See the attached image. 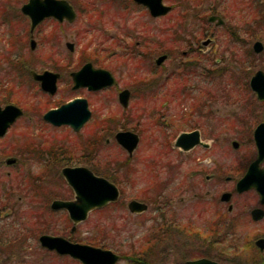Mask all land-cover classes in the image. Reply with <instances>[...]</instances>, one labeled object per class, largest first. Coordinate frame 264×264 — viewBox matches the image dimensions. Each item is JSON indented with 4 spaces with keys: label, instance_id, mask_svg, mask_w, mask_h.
<instances>
[{
    "label": "flooded vegetation",
    "instance_id": "obj_1",
    "mask_svg": "<svg viewBox=\"0 0 264 264\" xmlns=\"http://www.w3.org/2000/svg\"><path fill=\"white\" fill-rule=\"evenodd\" d=\"M32 1L34 0H0V16L4 18L3 24L9 28L5 38L3 37V42L8 45V54L2 57L3 62L13 63L16 57L25 63L31 62L32 54L36 53L39 46L58 45L64 34L72 31L75 39L90 34L100 36H97L100 43L92 40L82 50L83 57L81 58V54L78 56V61L80 58L82 60L80 70L91 65L96 70L107 72V62L123 55L141 58L137 68L139 73H143V59L150 60L151 57L154 58L152 72L144 78L149 76L154 82L158 80L159 84L160 80L174 79L173 88L167 89L163 105H156L155 108L159 110L155 109L154 115L158 126L169 130L167 138L172 150L167 156L169 173L173 175L182 169L187 171L188 180L184 184L191 186V192L195 194L192 203L194 212L186 214L190 217L189 223L183 221L181 211L176 214V210H171L172 197H164L168 201L165 205L168 211L158 219L154 238L158 247L167 241L171 242V246L169 245V251L163 249L159 252L154 260L156 264H188L201 260L215 264H264V249L258 246V242L264 241V101L259 100L251 87V81L257 73L253 72V61L257 56L254 50L257 43L255 32L256 28L262 29L248 15L247 7L250 5L247 4L239 15L234 13L233 9L236 7L224 9L223 0H220L207 11L208 19L205 20H208V25L195 11L194 18L197 17L198 20L200 17L199 25H192L190 20L186 21L189 16L185 13L179 12L175 16V6L167 4L165 0L163 2L171 8V12L163 17L152 16L143 4L135 0H36L33 4L35 8L50 5L56 6V11L34 26L28 10L27 13L24 12V8ZM60 2L67 4L66 8L71 10L69 14H75L72 22L56 18L57 15L64 14V6L58 9L57 3ZM187 7L186 12L192 13ZM144 14L153 22L151 36L146 38L151 39L149 42L144 41L143 36ZM160 22H165L166 25L160 26ZM185 22L189 24L186 25ZM107 30L110 33L114 31L116 38H120L121 34L126 35L115 40L117 50L123 54H118L117 51L112 54V46L107 49ZM27 44L30 45V51L29 58L25 61L24 56L20 57V54L13 51L16 45L23 47ZM70 44L73 50L68 47ZM148 45H152V54H149ZM165 45L169 49L162 51L161 48ZM66 48L71 55L76 53L75 44L67 43ZM52 53L48 57L44 56L54 64L52 72L62 78L64 71L60 68L63 61L56 52ZM263 53L264 49L261 54ZM162 56L166 59L159 64L158 60ZM47 71L51 72H44ZM109 72L115 76L112 71ZM194 75L200 77L202 85L189 86ZM228 75H231L232 82H229V78L224 81ZM133 79L141 81L142 77L135 75ZM228 87L232 91H228ZM232 96L234 98L229 99ZM184 135H194V141H198L190 150L177 146ZM36 141L34 148L30 147L31 151H26L27 155L35 160L47 157L46 142ZM226 144L230 147L229 153L224 151ZM19 157L20 155L15 157L17 161L11 165L12 168L19 165ZM164 160L167 159L162 155L154 162L153 172L159 179L166 167ZM65 167L90 169L87 166L71 167L68 164ZM20 174L16 172L4 177L0 175V181L6 177L16 185L19 180L18 187L26 182L27 189H31L32 180L26 178V175L18 178ZM172 179L171 185H174L173 176ZM199 194H203L207 200L211 199L215 208H220L222 212L213 214V225H200L197 229L198 221L192 223L191 219L199 218L197 213H201L198 212L200 209L206 215L207 209ZM159 199L160 197L158 203ZM242 226H247L253 234L244 237L241 234ZM194 228L197 230L194 231ZM207 232L211 236L210 240L206 237ZM228 236L231 237L229 240L226 239ZM208 247L212 252L215 248L216 251L209 254Z\"/></svg>",
    "mask_w": 264,
    "mask_h": 264
},
{
    "label": "rangeland",
    "instance_id": "obj_2",
    "mask_svg": "<svg viewBox=\"0 0 264 264\" xmlns=\"http://www.w3.org/2000/svg\"><path fill=\"white\" fill-rule=\"evenodd\" d=\"M165 1L167 4L175 6V16L179 12L188 15L189 18L186 21L190 20L192 25H199L200 17L198 16L199 19L196 20L197 17L194 18L195 12H198L202 20L205 23L207 21L208 25V20L205 19H208L206 15L209 7L220 2V0L215 2L214 0ZM223 3L224 9L236 7L233 9L234 13H239V15L249 4L250 7H247L248 15H251L255 19V25L261 26L262 29L256 28L255 41L264 43V0H249V2L245 0H223ZM185 7L190 8L192 13H187L188 9ZM236 10L237 12H235ZM3 21L4 18L1 15L0 91L3 90L6 94L7 90L14 89L13 92H10V100L25 112V116L12 127L5 139L0 140V175L4 177L8 173L14 175L16 172H20L21 176L18 178L26 175V178L29 177L32 180L34 186L32 185L31 189H27L25 182L18 187L19 180L16 185H13L9 181L10 179L6 177L0 181V264H80L69 257H62L42 249L38 238L43 234L64 237L79 244H87L91 241L93 244H100L101 247L123 257L119 264H156L154 260L159 252H162L163 249L169 251V245L171 246V242L167 241L158 247L154 238L158 219H161L162 215L168 211L165 207L168 201L164 197L168 195L172 197L173 208L171 210H176V214L181 211L180 216L183 221L186 220L189 223L190 217L186 214H193L194 212L192 203L195 194L191 192V186L184 184L188 180L187 171L182 169L173 175L169 173L167 156L172 153L167 138L169 130L159 127L154 115V112L159 110V108H155L156 105L158 104L160 107L163 105L162 101L165 99L167 89L173 88L174 79H163L160 80L161 83L159 84L158 80L154 82L149 76L147 79L144 78L146 74L149 75L152 72L151 65L154 64V58L143 59V73L142 71L139 73L137 64L141 58H128L118 55L116 58H111L105 65L109 71L115 74L118 82L116 87L98 93H89L83 90L73 91V82L69 75L80 70L82 67V50L92 40L95 43H100V38L98 40L97 37L99 35L90 34L75 39V34L68 31L69 33L64 34L58 45H53V47L51 45L39 46L36 53L32 54L33 61L24 62L28 65L24 70L23 66L25 65L21 63L23 61L19 60L18 57L12 63L13 65L2 61V57L8 54V45L3 42V37L5 38V33L9 31ZM142 22L144 41H146V38L150 37L151 31H153V22L146 14H144ZM229 23L231 24L232 21ZM159 25L165 26L166 23L160 22ZM128 29L133 31L132 28ZM18 35L22 36V33ZM115 35L114 31L110 33L107 30V49L112 46L110 49L112 54L116 51L118 54H123L117 50L118 45H116L115 40L126 35L121 34L120 38H116ZM147 41L149 42L151 39ZM67 43L75 44L76 53L74 55H71L67 50ZM147 47L149 54H152V45ZM162 48V51L169 49L168 45L167 47L166 45L162 46ZM172 50L176 52L175 48ZM29 51L30 45L27 44L23 47L16 45L13 52L20 54V57L24 56L25 61H27ZM144 51L146 50L144 49ZM54 52L63 61L60 69L64 72L60 71L63 76L58 84L57 95L50 96L42 92L40 84L33 80L31 72L34 71L38 74L46 70L52 72L54 64L46 60L44 55L48 57V54H54ZM80 54L82 56L78 61ZM253 68V72H264V53L255 57ZM135 75L142 77V80H134ZM230 77L231 75H228L224 81L229 78V82H232ZM200 80V77L194 75L189 86L202 85ZM123 90H129L132 95L128 109H124L119 104V93ZM228 91H232V88L228 87ZM76 98L86 99L92 112L91 120L80 133H74L69 127L55 128L44 122L43 116L49 110L60 108ZM233 98L234 96L229 97V99ZM121 131L136 133L140 138L139 147L132 158L128 157L115 140L116 134ZM98 139L100 145L97 150L95 141ZM36 140L46 142L47 157L35 160L31 155H27L26 151H31L30 147L34 148V144L37 143ZM94 142L95 144H93ZM37 147H40V144H37ZM224 148L225 153L230 152L229 145L226 144ZM19 155L20 163L18 166L12 168L5 165L8 158H15ZM49 155L53 156L59 164L64 165L54 168L53 160H49ZM162 155L167 160H164L166 167L162 172L163 176L159 179L158 176L154 175L153 168L158 156L161 157ZM66 164L71 167L87 166L98 176L110 178L109 180L115 183L122 192L120 203L91 214L88 221L78 226L73 235L71 234L73 224L69 220L68 214L66 212H53L50 208L55 200L69 201L74 199V193L59 173ZM172 176L176 185H171L173 184ZM200 196L205 201L207 209H205L206 215L204 210L200 209L198 212L201 213H197L199 218L191 219L192 223L198 221V224L195 223L197 229L200 228V225L207 224L208 227L213 225L212 219L215 217L213 214L215 215L217 211L222 212L220 208H215L211 199L207 200L203 194H199V198ZM159 197L160 203L157 201ZM182 199L184 203H182ZM132 200L148 204L149 211L143 215L131 214L128 210V204ZM158 207L160 210H157ZM201 218L203 219L199 223ZM194 229V231L197 230ZM241 234L248 237L253 232L247 226H242ZM30 235L31 238H29ZM206 235L207 239L210 240L209 232ZM17 237L25 239L26 242L14 243ZM230 238V236L226 237L228 240ZM214 252L208 247L209 254Z\"/></svg>",
    "mask_w": 264,
    "mask_h": 264
},
{
    "label": "water",
    "instance_id": "obj_3",
    "mask_svg": "<svg viewBox=\"0 0 264 264\" xmlns=\"http://www.w3.org/2000/svg\"><path fill=\"white\" fill-rule=\"evenodd\" d=\"M137 3L146 6L151 15L154 17H162L167 15L171 8L164 6L163 0H135ZM36 0L24 8V12L30 14L34 21V26L43 20L45 16L55 14L56 6H38L34 7ZM56 4V3H55ZM58 9L64 6V14L57 15L60 20L73 21L75 14L69 8H66V3H57ZM49 11L50 13H44ZM214 20V19H213ZM73 50V46L68 45ZM264 47L261 43L255 45V52L261 53ZM166 57H161L158 60L159 64L165 61ZM35 81L41 83V88L45 93L52 96L58 91V81L60 75L45 72L39 75L32 73ZM74 82V90L87 88L90 92H98L116 85L114 77L106 71L95 70L91 65L85 66L80 72L72 74ZM252 89L256 92L259 100L264 101V73L259 72L251 82ZM130 93L124 91L119 95V102L123 108L129 107ZM23 117V111L14 106L9 105L5 108L0 107V138L7 135L8 130L16 123L18 119ZM91 119V111L89 103L85 99H77L67 105L62 106L57 110L50 111L44 117V120L56 127L69 126L75 132H80L83 127ZM197 135V134H194ZM194 135H184L180 138L177 146H183L186 150H190L198 143L194 141ZM193 141L191 142V139ZM117 143L133 156L139 146V137L132 132H120L116 135ZM16 163L15 159L7 161V165L11 166ZM63 176L69 186L74 190L76 199L75 202L55 201L52 204V209L55 211L66 210L74 224L72 233H75L77 227L88 219L90 213L102 210L113 203H118L120 200L119 189L108 180L96 176L87 168H65L62 171ZM129 210L132 214H142L148 210V206L136 201L129 204ZM41 247L50 252H56L62 257H71L80 264H118L121 257L110 251L101 248H95L88 245L72 243L63 237L44 235L39 240ZM258 246L264 249V241L258 242ZM188 264H215L211 261L201 260Z\"/></svg>",
    "mask_w": 264,
    "mask_h": 264
},
{
    "label": "trees",
    "instance_id": "obj_4",
    "mask_svg": "<svg viewBox=\"0 0 264 264\" xmlns=\"http://www.w3.org/2000/svg\"><path fill=\"white\" fill-rule=\"evenodd\" d=\"M22 64H24V62H21ZM18 64V63H17ZM13 65V64H12ZM25 66H23V68H24V70L26 69L25 67H28V65L27 64H24ZM13 90L14 89H10V90H7V93L5 94L4 92L5 91H3V90H1L0 91V97H1V99H0V105H4V104H13L12 103V101L10 100V92L12 91L13 92ZM95 142H96V144H95ZM93 144H95V145H97V147H96V149L98 150V148H99V145H100V140L98 139V140H96ZM89 145H92V143H89ZM49 152L51 153V150H49ZM49 160H53V166H54V168H56V167H62L64 164H59L54 158H53V156H51V155H49ZM51 162V161H50ZM57 171V170H56ZM106 178H107V176H105ZM110 179V178H109ZM29 238H31V235L29 236ZM25 239H23V238H19V237H17L14 241H10V242H14V243H20V242H26V241H24ZM87 244H89V245H92V246H94V247H100V248H104V247H101L100 246V244H93L92 243V241H91V243H87ZM104 249H106V248H104ZM135 263H137L136 262V260H135Z\"/></svg>",
    "mask_w": 264,
    "mask_h": 264
},
{
    "label": "bare ground",
    "instance_id": "obj_5",
    "mask_svg": "<svg viewBox=\"0 0 264 264\" xmlns=\"http://www.w3.org/2000/svg\"><path fill=\"white\" fill-rule=\"evenodd\" d=\"M263 13H264V11H263ZM0 185H1V184H0ZM52 211H53V212H61V211H55V210H52ZM68 216H69V214H68ZM69 220L72 222L70 216H69Z\"/></svg>",
    "mask_w": 264,
    "mask_h": 264
}]
</instances>
